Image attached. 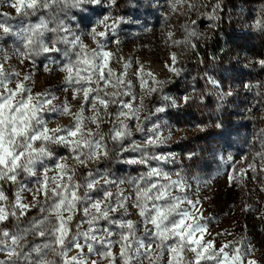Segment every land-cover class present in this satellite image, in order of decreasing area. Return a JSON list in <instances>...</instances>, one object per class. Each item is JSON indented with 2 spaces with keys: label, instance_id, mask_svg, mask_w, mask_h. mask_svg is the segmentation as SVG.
<instances>
[{
  "label": "rangeland",
  "instance_id": "rangeland-1",
  "mask_svg": "<svg viewBox=\"0 0 264 264\" xmlns=\"http://www.w3.org/2000/svg\"><path fill=\"white\" fill-rule=\"evenodd\" d=\"M173 2L116 0L113 5L111 0H101V4L87 5V11L83 12L72 8L60 11L56 7L42 9L35 16L22 17L7 0H0V14H4L0 15V20H6L14 31L38 22L40 16L48 18L55 15L80 37L89 50L95 47L91 29L95 27L97 31H105L100 24L104 17H109V25L115 22V33L109 32L105 42L107 50L114 54L110 66L117 74L126 72L124 79L131 81L129 94L120 95L118 99L131 102L133 108H139V124L144 128L143 132L138 131L136 120H125L131 137L124 143L127 145L134 141L147 157L165 158H149L147 166L125 163V160L144 157L141 151L120 153L121 145L109 139L113 127L119 126L116 113L120 111L118 103H110L107 111L111 115H104L101 109L98 130L95 124L87 122L89 130L104 135L110 153L108 158L102 157L82 166L72 159L73 154L68 147L49 144L51 156L36 165L37 175L30 176L21 172L16 183L0 181V189L8 197L9 205L15 201L17 193L21 195L24 204L30 205L19 220L10 217L5 222L7 230L15 232L17 226H30L34 220L47 215L41 211V207L46 209L50 201L45 202L44 196L36 193L38 181L42 179L45 169L49 170V176L56 175L55 166L59 162L74 168L78 181H82L89 173L97 178L104 176L112 181H124L109 184L107 188L114 198L121 191L125 197H130L128 211L124 213L121 210L110 215L113 219L140 222L137 209L130 207L135 199L134 183L150 167H157L168 173L173 180L186 183L184 192L173 191V195H184L199 202V213L203 215V223L207 224L209 233L205 235V241H214L216 248H220L225 243L242 240V252L246 260L264 264V171H261L264 163L258 155L264 154V68L259 64V61L264 60V32L254 27L257 19L264 18V0H190L194 8L189 10L185 4L177 11L172 9ZM217 4L219 9L215 15L218 19L209 20L208 14L212 13ZM49 26L53 27L54 24ZM191 31L197 35L190 37ZM168 33L172 34L171 39ZM52 35L47 34L48 37ZM21 45L22 41L16 35L0 39V62H4L6 69L20 73L18 78L13 76L12 79H23L29 75L27 86L33 94L51 92L58 98L54 101L57 107L70 103L72 111H77L82 103V95L73 99L72 88L65 83V73L60 71L67 62L63 51L41 54L33 58V63V60L22 59L19 52ZM57 46L62 50L65 48L63 44ZM173 54L177 58L174 67L180 70V75L169 71L168 66L173 64ZM69 55L73 54L69 52ZM5 56L8 57L6 62ZM125 64L129 65L127 69ZM141 65L160 82L152 85L158 88L156 92L150 93L141 87L138 72ZM46 68L51 70L46 71ZM210 80L217 81L219 87L211 84ZM9 87H14V84ZM115 90L107 88L109 93ZM120 91L125 89L121 88ZM227 92H231V95H224ZM164 96L174 99L176 106L166 107L164 112L156 113L157 107L170 103L163 100ZM185 96L190 98L188 103L182 99ZM133 97L136 98L134 101ZM85 109V116L93 115L87 110V105ZM43 115L49 128L73 124L71 116L51 112ZM155 125H159L163 143L148 147L144 140L153 136L150 129ZM253 163L256 165L255 171L248 168ZM241 170H247L242 178ZM233 176L237 179H230ZM103 185L101 179L97 188ZM92 195L99 198L97 193ZM49 219L55 221V217ZM86 219L82 212L75 215L70 225L72 234L76 232L78 224L81 226L80 231L87 230L88 224L84 223ZM96 227L101 230L109 227L116 233L111 238V250L122 264L119 257L120 244L117 241L120 239L119 233L126 229H120L104 220H100ZM137 236L144 237L142 227ZM44 242L46 238L30 233L24 242L25 250ZM94 248L97 252L107 251L99 244L94 245ZM76 254V249L69 252L70 256ZM48 255L54 264H62L56 254L49 252ZM84 255L88 264L93 260L97 264H109L108 260L96 252L88 253L87 248L84 249ZM192 255L186 253L188 259ZM6 259L0 253V260ZM168 260L169 255L165 251L158 264H168ZM134 264L150 262L141 258V262L134 261ZM202 264L214 262L204 261Z\"/></svg>",
  "mask_w": 264,
  "mask_h": 264
},
{
  "label": "snow or ice",
  "instance_id": "snow-or-ice-1",
  "mask_svg": "<svg viewBox=\"0 0 264 264\" xmlns=\"http://www.w3.org/2000/svg\"><path fill=\"white\" fill-rule=\"evenodd\" d=\"M7 2L22 17L35 16L42 9L49 10L56 7H59L60 11L72 8L83 12L87 11V5L101 4V0H7ZM111 3L114 5L116 0H111ZM185 4L189 10L195 7L190 0H174L172 9L177 11ZM217 9L219 4L213 8L212 13L208 14L209 20L218 19L215 15ZM108 20L109 17H104L100 21L105 31H97L95 27L91 29L90 34L95 43V47L91 50L64 24L63 20L55 15H50L48 18L40 16L38 22L29 23L17 31H14L13 26L6 20H0V34H2L0 39L4 36L16 35L22 41L19 52L24 60H33L34 63L33 58L36 56L63 51L67 62L60 71L65 73V83L72 88L73 99L82 95L81 106L75 112L72 111L70 103H63L62 106L57 107L54 101L58 98L53 93L33 94L32 89L27 86L29 75H25L23 79L13 80L12 77L18 78L20 73L6 69L4 62H0V181L16 183L21 172L30 176L37 175L36 165L42 164L44 158L51 156L49 144L68 147L73 154L72 159L82 166H87L89 162L98 161L102 157L108 158L110 153L104 135L99 131L89 130L87 122L95 124L98 130L101 109L104 115H111L107 111L110 103H118L120 111L116 113L119 126L113 127L109 139L121 145L120 153L141 151L144 157L124 162L147 166L149 158L165 159L161 156L147 157L134 141L127 145L124 143L131 137L129 125L124 123L125 120H136L138 131L143 132L144 128L139 124V108H133L131 102L118 99L120 95L129 94L131 81L124 79L126 72L117 74L110 66L114 54L107 50L105 42L109 32L115 33L116 25L115 22L109 25ZM50 24L54 26L50 27ZM254 27L264 32V18L257 19ZM48 33L53 35L48 37ZM196 35L195 31L189 32L190 37ZM168 38H172L171 33H168ZM174 43L179 42L174 41ZM59 44L65 45V48L62 50L57 46ZM69 52L73 55H69ZM7 59L8 57L5 56L4 61L6 62ZM171 59L173 64L168 66L169 71L180 75V70L174 67L177 62L175 54ZM259 64L264 68V60L259 61ZM127 67L129 65L125 64L126 69ZM138 72L141 87L146 88L150 93L156 92L158 88L152 85H158L160 82L155 79L153 73L145 70L142 65ZM209 82L219 87L217 81ZM10 84H14V87H9ZM109 87L116 90L109 93L107 92ZM246 87L253 86L246 85ZM121 88L125 91H120ZM224 95H231V92ZM135 99L133 97V101ZM182 99L184 103H188L190 98L185 96ZM163 100L170 103L157 107L156 113L164 112L166 107L176 106V101L168 96H164ZM85 105L87 110L93 113L92 116L84 115ZM140 106H143V100L140 101ZM45 112L71 116L73 124L49 128L43 115ZM150 131L153 136L146 138L144 144L148 147L162 144L159 125L153 126ZM258 155L264 163V154ZM248 168L255 171L256 165L249 164ZM55 170L57 174L49 176V170L45 169L36 190L37 194L44 196L45 202L50 201L46 209L41 207V211L46 212L47 215L42 219L34 220L30 226H17L15 232L7 230L5 222L9 221L10 217L19 220L26 214L30 205L22 202L19 193L15 201L9 205L8 197L0 189V225H5L0 227V253L7 257L6 260H0V264H21V261L23 264H54L49 259V252L59 256L62 264H88V259L84 255L85 248L88 253L96 252L101 255L109 261V264H120L111 250L113 244L111 238L116 233L109 227L98 229L96 225L100 220L116 225L120 229H126L119 233L120 239L117 241L120 244L119 257L122 264L141 262V258L149 260L150 264H158L165 251L169 255L168 264H202L204 261H213L214 264H256L254 260H246L245 253L242 252V240L225 243L220 248H216L214 241H205L204 237L209 233L207 224L203 223L204 217L199 213V202L184 195H173V191L184 192L187 185L183 180H173L160 168L150 167L134 183L135 199L130 207L137 209L140 222L131 219H113L110 215L121 210L124 213L128 211L130 197H125L121 191L114 198L113 193L107 188L109 184L124 181L116 182L104 176L97 178L92 173L82 181H78L75 169L69 168L64 162L57 163ZM246 171L241 170V178ZM261 171H264V167ZM101 179L104 185L97 188ZM230 179L237 177L233 176ZM92 193L99 194V198L94 197ZM78 212H82L87 218L84 223L88 224V228L80 231L81 226L78 224L76 232L72 234L70 225ZM50 217H55V221L50 220ZM141 227L144 237L137 236ZM30 233L46 238V242L33 245L26 251L24 242ZM96 244L107 251L97 252L94 248ZM73 249H76L77 254L70 256L69 252ZM186 253H192V258L188 259ZM91 264H97V261L93 260Z\"/></svg>",
  "mask_w": 264,
  "mask_h": 264
}]
</instances>
